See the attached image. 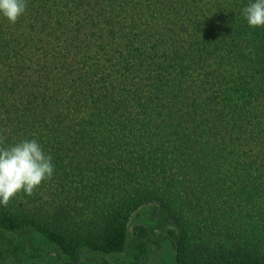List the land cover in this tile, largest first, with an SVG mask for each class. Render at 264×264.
Here are the masks:
<instances>
[{
	"label": "trees",
	"instance_id": "trees-1",
	"mask_svg": "<svg viewBox=\"0 0 264 264\" xmlns=\"http://www.w3.org/2000/svg\"><path fill=\"white\" fill-rule=\"evenodd\" d=\"M253 2L26 0L15 24L0 16V134L37 140L55 166L47 209L0 205V229L75 263L119 251L151 204L177 230L176 264H264Z\"/></svg>",
	"mask_w": 264,
	"mask_h": 264
},
{
	"label": "rangeland",
	"instance_id": "rangeland-1",
	"mask_svg": "<svg viewBox=\"0 0 264 264\" xmlns=\"http://www.w3.org/2000/svg\"><path fill=\"white\" fill-rule=\"evenodd\" d=\"M45 187L39 186L34 191L35 197L17 194L7 208L16 213H31L37 207L46 210L49 191ZM205 231L200 230L202 237ZM176 235L177 230L166 219L165 212L150 204L133 213L127 225L126 239L119 251L106 254L84 248L75 263L63 255H57L49 244L42 243L27 228L12 233L0 229V264H176ZM194 240L198 241L196 238Z\"/></svg>",
	"mask_w": 264,
	"mask_h": 264
},
{
	"label": "clouds",
	"instance_id": "clouds-1",
	"mask_svg": "<svg viewBox=\"0 0 264 264\" xmlns=\"http://www.w3.org/2000/svg\"><path fill=\"white\" fill-rule=\"evenodd\" d=\"M26 7V0H0V16L15 24ZM242 15L250 27H264V0L250 3ZM5 140L0 134V205L7 207L17 194L31 196L44 181L51 180L55 166L37 140L22 139L9 145Z\"/></svg>",
	"mask_w": 264,
	"mask_h": 264
}]
</instances>
